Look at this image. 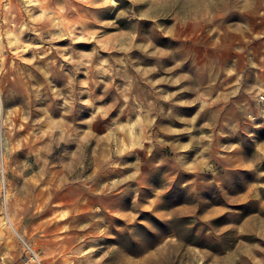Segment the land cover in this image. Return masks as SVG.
Wrapping results in <instances>:
<instances>
[{"label":"rangeland","instance_id":"374dc122","mask_svg":"<svg viewBox=\"0 0 264 264\" xmlns=\"http://www.w3.org/2000/svg\"><path fill=\"white\" fill-rule=\"evenodd\" d=\"M28 248L264 264V0H0V257Z\"/></svg>","mask_w":264,"mask_h":264},{"label":"built area","instance_id":"2783aa9c","mask_svg":"<svg viewBox=\"0 0 264 264\" xmlns=\"http://www.w3.org/2000/svg\"><path fill=\"white\" fill-rule=\"evenodd\" d=\"M39 264L37 254L30 248L27 250V256L24 264ZM0 264H4L3 257H0Z\"/></svg>","mask_w":264,"mask_h":264},{"label":"bare ground","instance_id":"6f19581e","mask_svg":"<svg viewBox=\"0 0 264 264\" xmlns=\"http://www.w3.org/2000/svg\"><path fill=\"white\" fill-rule=\"evenodd\" d=\"M46 15H47V14H46ZM48 15H49V14H48ZM49 16H50V15H49ZM45 17H46V16H45ZM50 19H51V17H50ZM50 19H49V20H50ZM50 22H51V21H50Z\"/></svg>","mask_w":264,"mask_h":264}]
</instances>
